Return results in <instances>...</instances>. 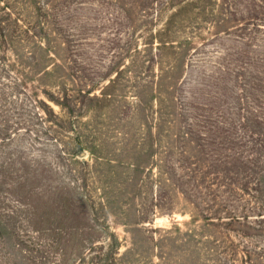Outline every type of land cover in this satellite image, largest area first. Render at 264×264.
Here are the masks:
<instances>
[{"label": "rangeland", "instance_id": "obj_1", "mask_svg": "<svg viewBox=\"0 0 264 264\" xmlns=\"http://www.w3.org/2000/svg\"><path fill=\"white\" fill-rule=\"evenodd\" d=\"M0 138L106 226L52 249L0 195V264H264V0H0Z\"/></svg>", "mask_w": 264, "mask_h": 264}, {"label": "trees", "instance_id": "obj_2", "mask_svg": "<svg viewBox=\"0 0 264 264\" xmlns=\"http://www.w3.org/2000/svg\"><path fill=\"white\" fill-rule=\"evenodd\" d=\"M62 97L61 100H63L66 105H69L71 99L69 93H64ZM62 106L65 107V104H62ZM0 140L3 142L4 138H0ZM243 154L244 152L240 153L235 151L231 157L228 156V154L223 155L222 152H218L217 156L222 155L225 158V164L231 165L232 167V174L229 180H232L234 175H238L239 166L252 172L251 176L257 174V165L250 166L248 163H251V160L249 162L245 161V154ZM213 162L218 166L217 160H214ZM13 163L6 159L3 161L0 159V195L5 196L6 201H9L8 198H13L17 205H19V208L26 207L30 210L28 219L25 220L27 225H29L30 230H26V233H45V235L51 240L52 245H50V248L52 249L61 246L62 244H72L75 245L77 249L80 248V246L83 249L90 246V252L93 251L92 247L95 242L101 238L106 226H104L105 224L103 222L99 224L98 227L93 226L94 223L98 224L101 219H98L99 217L95 212V206L92 204L93 202L89 196L86 194L82 195L80 193H75V191L66 184H58L49 170H43L40 172L35 170L30 172L28 166H24L25 169H19L16 167L14 168ZM233 172L235 174H233ZM191 173L194 175L193 171H191ZM44 181L53 182L51 188L43 189L42 186ZM201 185H204V183L200 184V186ZM200 186H193L192 191H197ZM222 186H226V183L220 185V187ZM40 189L44 190L41 195ZM245 191H247V189ZM227 193L230 196L232 194L230 189ZM214 197H218V194L209 195V199L213 203L216 202L214 201ZM228 197L226 201L223 199V203L220 204V208L219 210H216V213L226 211L227 214L230 215L229 218L231 219V222L234 223L239 221V218H235L237 213L234 209L230 208L231 206L234 207V205L231 202L232 199H228ZM44 199H46V201ZM43 204H47L48 209L42 212L40 205L43 206ZM258 208L261 209V207ZM262 209L264 208L262 207ZM9 212L11 213V216L17 214L15 210H10ZM258 215H262L261 212H259ZM244 217V220L247 221V225L245 226L252 229L253 223L248 222V216ZM88 221L92 222L89 223ZM21 232L24 233L25 231L21 230ZM117 253V245H114L113 243V245L110 246L109 251L100 257H95L97 262L94 263H113Z\"/></svg>", "mask_w": 264, "mask_h": 264}]
</instances>
